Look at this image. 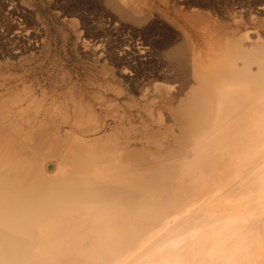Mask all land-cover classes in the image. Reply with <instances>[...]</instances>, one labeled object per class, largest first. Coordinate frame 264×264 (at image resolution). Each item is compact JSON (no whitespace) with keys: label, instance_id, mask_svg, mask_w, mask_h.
Masks as SVG:
<instances>
[{"label":"bare ground","instance_id":"1","mask_svg":"<svg viewBox=\"0 0 264 264\" xmlns=\"http://www.w3.org/2000/svg\"><path fill=\"white\" fill-rule=\"evenodd\" d=\"M94 1L0 5V264H264V0Z\"/></svg>","mask_w":264,"mask_h":264},{"label":"rangeland","instance_id":"2","mask_svg":"<svg viewBox=\"0 0 264 264\" xmlns=\"http://www.w3.org/2000/svg\"><path fill=\"white\" fill-rule=\"evenodd\" d=\"M3 1L4 0H0V5L3 3ZM19 3H21L24 9L26 8V11L29 12V15L33 19H35L36 17L39 19L42 28L46 30L48 39L49 40L51 39L50 40L52 44L50 47L51 51H55L59 53H64L65 51L66 52H70V51L77 52L78 51L77 44H79L80 39L81 40H83L84 38L89 39L91 35L94 33L92 31H95L94 29L100 28L101 32H104L103 36H106V31H105L106 24L105 23L107 19H105L104 16L102 19V17L99 16L97 13L95 14L94 12L95 1L94 0H19ZM64 11H65V14H64ZM70 14L71 15L73 14V16L71 17ZM68 15L70 17H68ZM73 18L75 20H73ZM70 21L74 22V24H72ZM43 26L46 28H44ZM88 31H89V34L87 33ZM79 34L80 36H78ZM87 35L90 37L88 38ZM74 42L77 44L75 45Z\"/></svg>","mask_w":264,"mask_h":264}]
</instances>
